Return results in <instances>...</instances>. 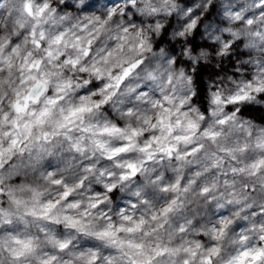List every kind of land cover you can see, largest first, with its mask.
Returning <instances> with one entry per match:
<instances>
[{
    "label": "clouds",
    "instance_id": "9594fccd",
    "mask_svg": "<svg viewBox=\"0 0 264 264\" xmlns=\"http://www.w3.org/2000/svg\"><path fill=\"white\" fill-rule=\"evenodd\" d=\"M0 264H264V0H0Z\"/></svg>",
    "mask_w": 264,
    "mask_h": 264
}]
</instances>
